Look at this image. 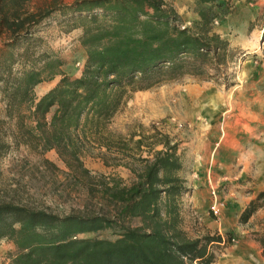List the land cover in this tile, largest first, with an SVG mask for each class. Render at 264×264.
I'll return each mask as SVG.
<instances>
[{
    "label": "trees",
    "instance_id": "1",
    "mask_svg": "<svg viewBox=\"0 0 264 264\" xmlns=\"http://www.w3.org/2000/svg\"><path fill=\"white\" fill-rule=\"evenodd\" d=\"M220 1L197 0L200 20L192 27L179 23L165 0H79L68 10L55 4L37 13L2 15L0 29L11 42L0 50V83L8 117L17 127L14 145L41 154L56 151L74 173L84 174L86 149L128 155L134 181L123 185L114 180L106 194L120 207V217L144 223L142 228H125L115 241L82 239L80 235L107 229L114 221L0 205V240H11L18 248L10 264H216L212 246L226 244L220 235L190 239L179 228V199L189 189L180 175L178 146L155 131L150 156L143 158L149 138H123L108 127L132 94L185 77L210 79L234 57L230 42L214 32V22L228 14ZM58 11L74 15L82 30L87 61L79 78L62 74L63 62L49 53L36 59L26 48L7 56ZM18 64L21 68L14 72ZM59 75V83L38 99L35 88ZM156 146L163 149L156 151ZM8 148L0 139V155ZM113 162L120 166L122 161L115 157ZM260 210L264 190L249 202L241 222ZM258 241L264 257V232Z\"/></svg>",
    "mask_w": 264,
    "mask_h": 264
},
{
    "label": "rangeland",
    "instance_id": "2",
    "mask_svg": "<svg viewBox=\"0 0 264 264\" xmlns=\"http://www.w3.org/2000/svg\"><path fill=\"white\" fill-rule=\"evenodd\" d=\"M76 1L79 0H0V21L3 14L37 13L55 4L68 10ZM165 1L179 17V23L192 27L199 22L195 13L197 0ZM220 2L228 14L214 22V32L230 42L234 57L220 71L212 72L210 79L185 77L132 94L108 130L123 138L134 135L135 141L149 138L141 150L143 158L150 156L148 145L155 143L151 140L155 131L178 146L183 164L180 175L189 189L179 199V228L190 239L222 234L226 244L213 245L212 249L216 264H228L230 257L224 256L227 254L224 249L229 245L242 244L255 260L257 251L248 248L247 237L256 240L264 232L263 213L257 212L247 223L241 222V216L239 220L233 217L224 222L210 209L212 187L219 189V197L227 199L231 208L233 201L240 199L246 203V198L264 190V0ZM74 17L55 12L35 26L32 35L19 41L7 56L8 53L22 54L26 48H30L36 59L49 53L63 62L62 74L79 78L87 53L81 43L82 30ZM8 42H11L9 33L0 29V50ZM20 68V64L16 65L14 72ZM61 78L59 75L55 82L37 86V98L56 86ZM1 89L0 83V139L9 148L0 155V205L59 217L103 216L114 221L107 229L80 235L82 239L98 237L115 241L125 228L144 226L141 219L120 217V207L106 194L114 180L123 185L134 181L135 175L127 165L131 163L128 155L86 149L82 160L88 173L84 174L74 173L56 151L41 154L25 145L15 146L13 134L17 127L15 120L8 117ZM162 149V146L155 147L156 151ZM115 157L121 159L120 166L113 162ZM208 177L212 180L211 188L205 183ZM228 237L234 242H228ZM17 252L13 241L0 240V264H10Z\"/></svg>",
    "mask_w": 264,
    "mask_h": 264
},
{
    "label": "crops",
    "instance_id": "3",
    "mask_svg": "<svg viewBox=\"0 0 264 264\" xmlns=\"http://www.w3.org/2000/svg\"><path fill=\"white\" fill-rule=\"evenodd\" d=\"M57 79V77L50 81V82H43L38 86H42V85H48V83H53L55 82ZM55 87V86H54ZM54 87H52L51 89H53ZM50 89V90H51ZM49 90V91H50ZM49 91H47L45 94H47ZM137 93H135L134 95H136ZM44 95H42L41 97H43ZM41 97H39L38 99H40ZM207 182V183H206ZM206 184L209 185V187H212V180L208 177V179L205 181ZM220 198V197H219ZM254 198V196L248 197L244 200V202L246 203H242L240 201V199L237 201H233L232 204H234L233 208H231V203H229V201L227 199H221L220 200H224L225 202H227V208H225L224 210H222L220 212L219 215V220L227 222L228 220H230L231 218H235L236 220H239V217L241 216V214L244 212V210L246 209L247 204ZM259 213H263L264 214V210H260L257 214ZM248 242V248L250 247V249L254 248L258 254L257 258L254 260L250 254L248 255L246 252L247 247H242L241 245H235V246H230L226 249H224L227 254H224V256H229L230 259L228 260V264H264V257L262 255V247L258 241V239L256 240H252L250 239V237H247ZM249 249V250H250ZM248 250V249H247Z\"/></svg>",
    "mask_w": 264,
    "mask_h": 264
},
{
    "label": "built area",
    "instance_id": "4",
    "mask_svg": "<svg viewBox=\"0 0 264 264\" xmlns=\"http://www.w3.org/2000/svg\"><path fill=\"white\" fill-rule=\"evenodd\" d=\"M217 23V22H216ZM211 197H212V205L210 207L211 212L217 217V219L219 218L220 212L222 210H224L227 207V202H225L224 200H220L219 198V189H215V188H211ZM220 236L223 238L224 240V244L226 243V239L224 238V236L222 234H220ZM231 242H234V239L231 240Z\"/></svg>",
    "mask_w": 264,
    "mask_h": 264
}]
</instances>
